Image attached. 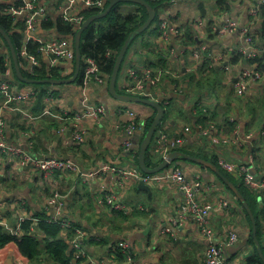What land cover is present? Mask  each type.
Listing matches in <instances>:
<instances>
[{
  "label": "crops",
  "instance_id": "0c3cea01",
  "mask_svg": "<svg viewBox=\"0 0 264 264\" xmlns=\"http://www.w3.org/2000/svg\"><path fill=\"white\" fill-rule=\"evenodd\" d=\"M121 3L113 10L125 18L128 14L121 15L118 12ZM171 3L175 5L174 8L169 9L167 5L160 15L181 26L182 35L179 37L172 35L169 40L162 39L158 22L155 28L158 31L156 39L149 44L136 46L133 50L131 48L134 44L130 45L119 72L117 91L121 94L134 95L123 88L126 71L131 67L141 70L149 67L163 70L164 75L159 84L157 100L164 104L165 115L170 109L171 119L162 126L163 117L155 136L157 137L164 130L170 138L183 137L185 143L174 151L214 164L224 176L229 174L237 183L244 181L224 170L220 160H227L234 165L248 166L251 175L257 181L264 180V68L251 63L255 58L264 57V0H228V5L218 4L216 0H174ZM108 4L110 5V0H106L104 10ZM39 5L47 12L48 18L45 22L48 23L44 22L46 26L39 27L37 35L59 38L72 45L75 51L76 34L83 23L90 16L103 11L88 12L90 11L88 9L87 19L82 24L72 25L69 30L61 31L55 24H51L61 20L65 1L40 0ZM77 5L79 11L84 9L81 1ZM138 5L139 7L132 12L137 9L144 11L142 7L145 6ZM202 7L205 8L206 14H203ZM0 15L4 16L1 12ZM200 17L206 24L203 37L197 32V22ZM12 23L15 25L19 21ZM228 23H234L240 33L251 36V51L257 54L256 57L241 55L240 63L231 62L232 55L239 53V48L244 44V36L238 31L223 33L222 28ZM86 30L81 37V49L85 42L83 36ZM188 30L194 32L198 41L196 44L184 46ZM95 35L96 42L99 37ZM211 35H214L213 39ZM205 44H209V49L216 54L224 55V59L217 64L212 63L213 58L209 55L212 58L211 67L206 70L203 68L204 54L198 59L194 56L195 49ZM172 48L180 52L179 56L171 53ZM109 50L113 52L110 59L112 60L117 51L109 48L106 53ZM84 58L83 54L78 86L64 97L57 93L58 87L55 86L57 84L25 82L22 86L16 79L14 60L12 65L9 55H6V70L0 71V83L10 81L11 86H16L19 91L35 92V96L19 103H10L9 96L0 92L3 100L0 101V111L7 124L8 143L13 146H23L42 158L70 159L76 163L77 169L72 172L57 171L52 176H48L32 168H19L0 157V219L6 221L11 228H19V234L15 235L5 226H0L20 239L24 235L23 223L27 220L37 223L46 222L60 227L61 231L57 239L65 240L68 245L66 259L69 264H92L93 261L119 264L118 250L126 256L127 264H205L206 250L211 241L200 233L194 215L184 216L183 192L176 182L157 183L128 178L123 181V185L119 184L120 171L130 168H138L147 175L158 174L168 169H181L189 180L199 177L200 202L215 205L220 199H229L227 207L212 210L208 216L213 230L212 242L221 247L224 259L230 264H246L255 251L251 238L254 239L262 258V255L264 256V189L252 188L258 194H263L260 195L258 203L254 204L255 210L251 209L258 215L260 222V237L257 225L259 242L257 243L254 238L253 221L250 216V222L247 216V213L250 215L249 212L243 211L232 189L210 166L180 156L160 172L153 174L144 172L139 165L138 139H141L143 131L145 133L148 122L157 115V109L145 103H142L144 107L136 106V102L120 100L111 94L110 80L105 72V66L110 60L106 57L104 60L96 57L102 65L105 82L93 81L83 86ZM43 59L46 61L45 56ZM245 60L248 64H245ZM20 63L25 70L33 71L27 69L22 60ZM227 63L232 66L230 71H225L223 68V64ZM66 68L61 65L63 71ZM246 68L253 71L252 76L260 77L252 79L245 95L239 96L235 90L237 81L234 82V79H238L239 74ZM40 69L55 70L62 75L60 69H49L47 66ZM75 70L76 60L71 74L63 73L62 76L71 78ZM220 71L226 72V76L223 78L216 76ZM36 84H42V88L48 90L43 98V109H40V103H36L37 96L34 89ZM10 91L12 92V89ZM48 97L52 99L50 102L47 100ZM9 103L11 107H5ZM91 106H103L105 113L99 117L78 120L75 118L77 114H84ZM25 113L31 114L32 117L27 118ZM63 113H68L70 117L60 119L53 116ZM131 113L137 115L141 127L133 136V149L127 151L124 143L128 139L126 129L132 119ZM186 128L189 131H186ZM208 130L209 132L205 134L204 132ZM76 131L81 132L82 141L76 139ZM155 136L153 141L156 139ZM225 136L238 138L242 143L237 145L231 141L224 142L222 138ZM153 141L152 154L159 158L154 159L156 166L148 164L151 168L157 167L165 159L161 155L154 154ZM136 154L139 155L138 159ZM104 166H110L111 169L100 172ZM90 173L97 175L92 179L84 180L83 176ZM226 177L229 179L228 176ZM105 190L116 194L127 205V210L119 211L113 205H109L105 200ZM55 194L59 195L61 215L66 216L74 226L85 232L83 257L75 256L73 233L48 222L49 218L57 216L56 203L51 202ZM34 234L42 240L46 237L45 233L37 229ZM233 234L237 235L236 241L230 240ZM121 243L129 247L133 262H130L124 247L120 246ZM3 252L6 257L0 256V264H40L38 260L24 258L14 245L0 248V253ZM41 258L43 259L41 264H59L55 258L46 254H42Z\"/></svg>",
  "mask_w": 264,
  "mask_h": 264
},
{
  "label": "built area",
  "instance_id": "2783aa9c",
  "mask_svg": "<svg viewBox=\"0 0 264 264\" xmlns=\"http://www.w3.org/2000/svg\"><path fill=\"white\" fill-rule=\"evenodd\" d=\"M40 0H0V12L14 21L24 22L25 28L23 32V39L21 41V57L24 66L27 69L35 70L40 69L43 66L49 67V69H60V73H66L64 75L71 74L76 60V51L73 46L68 45L63 40L56 38L54 36L40 37L37 35V30L43 23L47 20L48 15L42 7L39 5ZM65 6L62 9L61 20L71 25H80L86 18V10L101 11L104 10L106 5V0H64ZM83 3L84 9L79 11L78 2ZM198 34L200 37L205 36L206 24L202 17L199 18L198 22ZM160 30L161 38L169 40V38L174 35L179 37L182 35L181 26L172 23L169 18L161 17L160 19ZM217 30V29H215ZM238 31L237 26L234 23H228L224 28H222L223 33ZM239 32V31H238ZM240 33V32H239ZM244 44L239 48V54L242 57L244 55L254 58L257 56L255 52L251 51L252 38L251 36L244 35ZM210 45L205 44L201 48L195 49V58H200L204 53H209L213 58L212 63L217 64L219 61L224 59L223 54H216L209 49ZM171 53L175 56H179L180 52H177L175 48L171 49ZM113 52L109 50L105 57L110 60L112 58ZM43 56L46 57L44 61ZM61 65L67 67L65 71L61 69ZM225 71H230L232 66L227 63L223 64ZM164 71L155 70L153 68H146L141 70L137 67H131L126 71V79L124 84V90L130 94L138 95L144 98H150L157 100V93L159 84L163 80ZM253 71L251 69H243L238 76V80L235 83V90L239 96H244L247 87L252 79H257L260 76H252ZM83 86L88 85L90 82L96 81L99 83L105 82L102 65L93 55H87L84 58V71H83ZM178 76V75H177ZM12 89V92L10 91ZM0 92L5 93L9 96L10 103H19L29 100L31 96H35L33 90L19 91L16 86H11L10 81L0 83ZM50 97V96H49ZM47 98L50 102L52 99ZM7 104L5 107L10 108L11 104ZM18 110V108H16ZM48 113L51 114L50 111ZM105 113V108L103 106H91L84 114H77L75 118H87V117H99ZM27 118H31L32 115L25 113ZM132 119L127 125L128 139L124 143L125 150L130 151L133 149L134 141L133 136L141 127V122L137 119L135 113H131ZM53 116L60 119H67L68 113H63ZM233 120V119H232ZM159 128V127H158ZM158 131V130H157ZM186 131H189L186 128ZM209 132L205 131L207 134ZM75 137L78 141H82L80 131L75 132ZM156 137V136H155ZM224 142H234L237 145H241L242 141L238 138L234 139L231 136H225L222 138ZM185 143V139L181 136L176 138H170L164 130H162L156 139L153 141V152L156 155H161L162 157H167L171 151H174L178 147ZM0 157L5 158L10 164L18 166L19 168H32L34 171H40L48 176H52L57 171H75L77 165L74 161L65 158L47 157L42 158L32 151L25 149L23 146L10 145L7 138V124L3 118L0 111ZM220 165L222 168L244 181L245 185L251 188L264 189V180L257 181L250 173L249 167L244 165H234L227 160H220ZM111 169L110 166H104L101 171H106ZM99 172V173H100ZM97 174L90 173L83 176L84 180L92 179ZM121 179L120 183L123 185V181L128 178H134L137 180H144L146 182H164L173 181L176 182L183 192L184 203H183V213L184 216L194 215L197 218V223L199 231L203 237L210 240V244L206 250L205 264H230L223 257L221 247L212 242L213 230L210 227L208 216L212 210H220L229 205V199H220L215 205L200 202L198 199V194L201 187V181L198 176L194 179H187L185 173L181 169H168L161 173L154 175L144 174L138 168H130L128 170L120 171ZM59 195L55 194L54 198L51 200L52 203H56L57 206V216L49 218L48 222L57 224L73 233V246L75 249V256L77 258L85 256L84 243H85V232L73 225L72 221L66 216L61 215V206L58 203ZM105 200L109 205H113L119 211L127 210V205L122 202L116 194L111 191L105 190ZM0 225L5 226L10 230L11 233L18 235L19 228H11L8 223L0 219ZM170 231V229H167ZM231 241L237 240V235L233 234L230 238ZM121 247H124L127 252V256L130 262L131 251L126 244L121 243ZM92 264H103L93 261Z\"/></svg>",
  "mask_w": 264,
  "mask_h": 264
},
{
  "label": "trees",
  "instance_id": "16d2710c",
  "mask_svg": "<svg viewBox=\"0 0 264 264\" xmlns=\"http://www.w3.org/2000/svg\"><path fill=\"white\" fill-rule=\"evenodd\" d=\"M147 1L156 10L157 15H159V13L174 0H147ZM216 1L218 4L226 3L228 5L227 3L228 0H216ZM1 6L2 5H0V7ZM116 7L118 8V6H115V9ZM142 8L144 9V11L142 9L140 10L137 9L136 11L128 14V16H126L125 18H123L115 10H113L111 14L114 20L112 24L110 25V28L104 33L98 35L99 40L96 42L94 41V38L96 36L94 28H89L84 33L83 38L85 39V42L82 45V51H83L84 56H87L90 54V55L97 57L99 60H104L106 51L109 48L112 49L113 51H117V54L114 55V58L110 60L105 66V72L108 74L107 76L108 80H110V76L113 72L116 56L119 54L127 37L133 30H136L137 28L141 27L148 19L147 9L145 7H142ZM158 10H160V12H158ZM201 10L203 14H206V10L204 7H202ZM88 12H92V11L90 10ZM87 16H88V13H87ZM47 23L48 21L45 22V24ZM45 24L43 23L44 26H46ZM53 24H55V26H57L61 31L69 30V28L71 27L68 24L62 22L61 20H57L56 23L52 22L51 25ZM0 26L3 29H5L7 33L10 35V37L12 38V41L19 55V58L20 60H22L21 52H20L21 51L20 45H21V40L23 38L22 29L25 27L24 22H19L18 24L16 23L14 25L12 23V20H10L8 17L5 18L4 16L0 15ZM146 32L147 30L143 32L141 35L145 34ZM185 37H186V40L184 41L185 42L184 46L186 44L187 45L196 44L198 41L194 32L191 30L186 31ZM210 37L211 39H213L214 35H211ZM134 42L131 44V46L134 44ZM7 54L9 55L10 60L13 65V58L11 55L8 42L6 38L0 33V71L2 72L6 70L5 57ZM203 58L205 59V61L203 62V68L204 70H206L211 67L212 58L209 56V53H204ZM231 62L233 64H238L241 62V56L238 52L232 55ZM153 63H155V61ZM251 63L254 65H257L259 68H264V57L255 58L251 60ZM13 68H14V65H13ZM22 71L25 77L32 78V79H47V78L62 79L64 78V76L60 75L55 70L48 71L46 69H35L29 72L22 67ZM16 79L21 83L22 86L25 85V82L19 80L17 77ZM41 85L42 84H36V88L34 89L36 90V96H37L36 103H40V109H43L44 108L43 98L47 95L48 90H44V87L42 88ZM0 101L1 102L3 101L1 97H0ZM153 120L154 119L148 122L146 131L151 126ZM151 149H152V146L149 147L148 152H147V157H146L147 164L156 166L157 164L155 165L154 159H157L159 157H154ZM138 156L139 155L136 154L137 159H138ZM226 176H228L229 179H231V181L235 183V185L239 188V190L243 193V195L249 202L251 209L254 211L255 210L254 204L258 203L260 195H263V194L261 193L258 194L257 191L244 185V183H241V182L237 183L235 179L232 178L229 174H227ZM228 188L229 187H227V189ZM229 190L231 189L229 188ZM233 194L236 200L241 205L243 211L247 213L246 208L242 204L241 200L237 197V195L234 192ZM247 216L250 220V215H248V213H247ZM257 217L258 215H256V220H257V225L259 229L258 236L260 237V222H259V217L258 218ZM32 226H34V230H32ZM23 229H24V235L20 239L16 237L15 235L11 234L3 226H0V248H5L8 246L14 245L19 251V253L24 258L31 259V260L32 259L38 260L40 264L42 263V260H43L41 258L42 254H46L48 256L55 258V261H57L59 264H69L68 259H66V252H67L68 245L65 242V240L57 239V236L61 231L60 227L56 225L47 224L46 222L37 223V222H33L32 220H27L23 223ZM36 229L38 231L45 233L46 237L43 240L38 238L34 234ZM251 242L255 246V251H254V255L248 260L246 264H264V261L262 260L256 248V243L254 242L253 238H251ZM117 259L119 261V264H127L126 256L122 253L121 250L117 251Z\"/></svg>",
  "mask_w": 264,
  "mask_h": 264
},
{
  "label": "water",
  "instance_id": "95a60500",
  "mask_svg": "<svg viewBox=\"0 0 264 264\" xmlns=\"http://www.w3.org/2000/svg\"><path fill=\"white\" fill-rule=\"evenodd\" d=\"M121 2H132V3H137L145 6L148 10V19L146 22L136 30H133L129 36L127 37L124 45L122 46L120 53L116 59L115 66L113 69V73L110 79V92L113 96L120 100L124 101H130V102H141L148 104L150 106H153L157 109V115L155 116L151 126L148 128L147 131H143L141 135V139H138V145L140 148V156H139V165L141 169L149 174L157 173L160 172L161 170H164L165 168H168L171 163L179 158L180 156L189 160H193L195 162L201 163V164H206L213 168L223 179V181L232 189V191L237 195V197L241 200L243 203L244 207L246 210L249 212L251 219L253 221V228H254V238L257 243V221L255 218V215L253 211L251 210V207L249 203L247 202L245 196L243 193L239 190V188L231 181L229 180L226 176L222 174L220 169L215 166L214 164L207 162L206 160L196 158V157H191L189 155H186L180 151H173L168 154L167 157L157 166V167H149L147 162H146V156L149 147L152 144V141L154 139V136L158 130V127L160 126L162 119L165 115V108L162 105V101L160 100H154L150 98H144L140 96H135V95H129V94H121L117 91V80L119 76V72L122 67L123 60L126 56V53L132 44V42L143 32H145L150 25L153 23V21L156 19L157 12L156 10L151 6V4L147 0H110V5L103 10L102 12L98 14H94L90 16L84 23L83 26L80 28V30L76 34V70L71 78H63V79H58V78H50V79H42V80H37V79H32V78H27L24 76L23 71H22V66L20 63V58L17 53V50L13 44L12 38L10 35L7 33L5 29H3L0 26V33L7 39L8 44L10 46L11 52H12V57L14 60V67H15V73L16 76L18 77L19 80L26 82V83H52V84H69L73 83L78 80L80 72H81V67H82V61H83V52L81 49V37L83 32L86 30L88 26H90L95 20L106 17L111 13L113 8L121 3ZM245 64H248L247 60H245ZM238 79L235 78L234 82H236ZM140 138V137H139ZM259 251L261 252V247L259 246ZM262 255V253H261ZM262 259L264 260V256L262 255Z\"/></svg>",
  "mask_w": 264,
  "mask_h": 264
},
{
  "label": "rangeland",
  "instance_id": "374dc122",
  "mask_svg": "<svg viewBox=\"0 0 264 264\" xmlns=\"http://www.w3.org/2000/svg\"><path fill=\"white\" fill-rule=\"evenodd\" d=\"M196 1V0H195ZM193 3V2H191ZM189 5H193L190 3H187ZM175 6V5H174ZM173 3H170L167 8L169 9H173L174 8ZM136 7H139L138 4L136 3H131V2H123L121 3V6L118 10V12L121 15H127L129 13H131ZM136 11V10H135ZM158 12H160V10H158ZM161 13V12H160ZM157 15L156 19L153 21V23L150 25V27L147 29V32L143 35H140L134 42L133 47L131 48V50H133L136 46H143L144 43L149 44L151 43L154 39H156L158 37V31L155 29L156 28V24L159 22L160 23V19H161V15ZM113 16L112 14L107 15L106 17L100 18L95 20L91 26L89 28H94L95 33L97 35H100L102 33H104L105 31H107L110 28V25L113 22ZM88 28V29H89ZM226 72L224 71H220L218 75L216 76H221L222 78L225 77ZM58 87L57 93L66 97L68 94L72 93V90L74 87L78 86V81L71 83V84H57L55 85ZM136 106H141L144 107L145 105L142 104L141 102H136L135 103ZM170 109L167 111L166 115L164 116L163 122H162V126L165 122H169L171 119V113L169 112ZM181 120H183L181 118ZM0 256L2 258L6 257V254L0 253Z\"/></svg>",
  "mask_w": 264,
  "mask_h": 264
}]
</instances>
